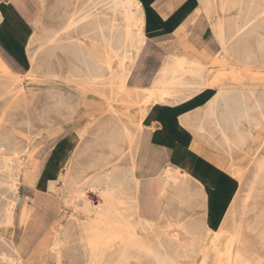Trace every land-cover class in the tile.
I'll list each match as a JSON object with an SVG mask.
<instances>
[{
  "label": "bare ground",
  "instance_id": "obj_1",
  "mask_svg": "<svg viewBox=\"0 0 264 264\" xmlns=\"http://www.w3.org/2000/svg\"><path fill=\"white\" fill-rule=\"evenodd\" d=\"M205 1L209 3L210 0ZM223 3L225 1H222V8ZM239 3L244 5L246 20L236 26L232 25L230 35L227 36L224 32L223 21L215 25L213 33L222 45L225 40L231 38H235L233 39L235 43H242L244 41L241 38L242 33L249 24L258 26L260 22L264 23V0H248L247 5L242 0ZM110 4L113 10H122L124 40L130 46L136 47L144 37L142 32L134 33L131 28L133 22H140L139 16L132 15L131 11L132 8L137 10L140 8L138 1L110 0ZM70 24L71 22H68L67 26ZM126 55L124 52L122 59ZM3 57L7 60L0 52V78H8L10 75L7 73L10 70ZM29 61V71L34 73L32 68L34 53L29 56ZM107 68L110 66L107 65ZM204 68V65L197 61L188 63L183 58H177L175 65L163 70L162 79L149 92L145 101H149L151 97L163 100L165 96L182 90V87L189 86L185 75L188 73V76L198 77ZM11 77L16 78L15 75ZM84 78L89 79L87 84L90 89L95 88L98 80L102 81L100 77L92 75L76 80ZM14 80L10 81L9 78L7 82L0 80V95L9 94V88L17 89L13 91L17 97L0 115L3 122L0 126V191L4 193L3 199L0 200V224L5 227L11 226L10 233L5 229L0 235V264H148L149 258L155 264L176 263L175 255L182 249L176 232H169L176 223L168 220V232H156L154 237L149 238L144 235L145 229L152 224L136 213L137 190L141 177L134 173L132 143L140 123L134 121V116L123 108L118 110L110 106L102 109L92 106V101L86 106L65 105L64 102L67 100L72 101L71 97L60 95L53 96V107L47 106L32 114L24 105L22 112H19L24 103L25 92L14 83ZM216 82L213 81L211 84ZM108 83L109 81L104 82L105 85ZM12 85L13 87H10ZM119 85V89L124 92L123 79ZM236 86L234 94L231 93V88L220 87L212 100V103L223 101L226 107L236 109L233 111L231 108L228 113L235 138L224 136L225 142L230 145L233 144L232 141L242 142L244 130L239 127L242 118L249 125L252 124V119L256 118L247 113L248 108L246 109L244 102L241 101L245 87L240 89L242 84L238 85L239 88ZM106 99L109 102L111 96H106ZM170 109L173 112V108ZM257 109L262 116L264 112L261 111L259 104ZM35 117L45 123L47 137L59 133L63 128L61 123L69 126V132L57 138L40 160L37 158L39 144L34 138L28 137L34 133L32 127ZM141 117L142 112L139 113L138 119ZM17 121L19 123H16ZM76 125H79V129ZM15 127L28 134H18L14 130ZM221 131L225 134L223 130ZM189 150L191 149L188 148L185 152L188 153ZM257 167L258 172H264V161L258 162ZM159 177L162 180L160 187L162 197L167 194V185L179 190L187 186L185 184L187 175L184 172L165 168ZM59 180L62 182L57 186L56 182ZM21 183H26L28 187L25 188L34 195L53 194L54 198H46L43 205L49 218L58 221L60 215L58 229L54 227V223L51 224L53 221L51 219L46 224L37 223L36 200L31 199L27 203V198L20 191ZM87 189L102 193L105 197L104 204L97 207L84 201L82 194ZM52 206L56 208L53 210V216ZM78 207L83 208L82 214ZM65 208H71L72 211L65 212ZM47 209L50 211H46ZM133 213L137 214L136 217L132 216ZM63 216H67L65 223L60 221ZM82 218L85 219L84 222H81ZM5 231L8 234H5ZM17 231L19 237L14 239L12 234H16ZM22 240L24 243H21ZM23 244L30 247L27 255L22 252ZM211 246L214 251H219L213 240ZM193 252L197 253V250ZM234 260L238 263L243 262L241 250L235 252Z\"/></svg>",
  "mask_w": 264,
  "mask_h": 264
},
{
  "label": "rangeland",
  "instance_id": "obj_2",
  "mask_svg": "<svg viewBox=\"0 0 264 264\" xmlns=\"http://www.w3.org/2000/svg\"><path fill=\"white\" fill-rule=\"evenodd\" d=\"M222 1H225L223 8L221 7ZM239 1L241 0H210L206 3L205 0H198V15L207 25L212 26V31L219 21H223L224 32L228 36L232 32V25L236 26L246 20L244 5ZM242 1L248 4V0ZM20 2L30 19L32 32L24 47L6 49L16 57L19 65L12 64L3 57L10 70L7 73L10 75L8 78L10 81L15 79L13 82L25 92L24 103L19 108V112H22L24 105L32 114L47 106L53 107V96L59 95L71 97L72 101L67 100L64 102L65 105L86 106L92 101V106L102 109L111 106L118 110L137 105H134L131 99L126 100L127 95L131 98L126 84L130 82V74L134 71L138 57L144 50L145 39L142 37V41L136 47L130 46L124 40L122 12L113 10L110 0H21ZM68 22H71L69 26H67ZM131 28L134 33L141 32L140 22H133ZM213 34L214 38L218 39L215 33ZM241 38L245 44L243 48L237 50H240L242 60L234 59L232 54L235 52L233 53V49L227 46H230V42L235 38L225 40L224 45L220 43V52L229 60L237 62L241 67L239 71L243 68L245 91L244 95H241L242 99L239 96L238 98L244 102L245 108H248L247 113L256 118L252 119L250 125L242 118L243 126H245L244 141L242 139V142L238 143L231 140L232 145L226 144L231 159L225 163L228 164L230 173L237 179L238 187L230 198L218 226L210 229L201 220L199 197H202L203 193L199 190L192 195L188 191V186L179 190L167 185L166 196H160L162 180L159 176L165 169L159 175L143 177L139 182L136 213L148 219L152 224L146 227L144 235L152 238L156 232H168L167 221L170 219L176 223L169 232H176V238L182 250L179 248L180 251L175 255L176 263L174 264H264V172H258L257 167L258 162L264 161V113L261 116L257 109V104H259L261 111L264 112V23L260 22L258 26L249 24L244 29ZM243 42L240 44L243 45ZM22 50L26 52L28 59L23 57ZM124 52L127 55L122 59ZM33 53L34 73L29 71V56ZM214 60L213 58L212 61ZM107 65L110 66L109 69ZM14 75L19 80L11 77ZM87 75L98 76L102 81L98 80L95 88L90 89L87 84L89 79L76 80ZM8 78L2 77L0 80L7 82ZM122 79L125 85L124 92L119 89V82ZM106 81L109 83L105 85ZM241 81L242 79L238 80V82ZM16 90L9 88V94L0 95V115L17 97L13 93ZM235 90L231 93L234 94ZM106 96H111L109 102ZM1 124L3 122L0 120V126ZM61 124L63 128L59 133L47 137L45 123L35 117L32 127L34 133L29 134L28 137L34 138L39 144L37 151L39 160L48 152L57 138L69 132V126ZM76 126L79 129V125ZM14 130L21 135L28 134L16 127ZM136 130V138L132 143L134 158L141 146V128ZM37 132L40 134H36ZM39 141L41 143H38ZM233 154L236 155L235 159H232ZM132 161L134 173L138 177L139 161L136 159ZM61 182V180L57 181V186ZM25 187L28 185L21 183L20 191L27 198V203L31 199L36 200V219L49 221L51 218L44 211L43 203L46 198H54L53 194L37 193L34 195ZM3 196L4 193L0 191V200ZM82 198L97 207L103 205L105 201L104 195L93 189L84 190ZM157 203L159 206L156 205ZM55 209V206H52V216ZM78 209L81 214L84 212L82 207ZM71 211V208H65V212ZM136 215L132 214L134 217ZM59 216L58 221L51 219L53 220L51 224L54 223L56 229H58ZM67 216L61 218V223H65ZM84 220L82 218L81 222ZM5 229L11 232V226L5 227L0 224V235ZM5 234L8 233L5 231ZM12 235L14 239L19 237L18 231ZM212 240L219 251L212 249ZM21 243L24 241L22 240ZM23 245H21V248L23 246L22 252L27 255L30 247ZM195 250L197 253L193 252ZM237 250H241L243 262L238 263L234 260ZM148 264H155V262L149 258Z\"/></svg>",
  "mask_w": 264,
  "mask_h": 264
},
{
  "label": "crops",
  "instance_id": "obj_3",
  "mask_svg": "<svg viewBox=\"0 0 264 264\" xmlns=\"http://www.w3.org/2000/svg\"><path fill=\"white\" fill-rule=\"evenodd\" d=\"M20 1L0 0V52L15 65L18 64L16 57L5 49L24 47L32 32L30 19ZM137 1L140 8L131 11L140 18L145 46L130 74V82L126 84L131 95V98L127 95L126 100L131 99L137 105L125 109L141 128L140 150L132 159L139 161L141 178L157 176L165 168L184 172L189 193L194 195L198 190L203 193L199 197L201 220L210 229H215L238 183L225 163L231 156L224 140V136L235 138L228 113L231 108L236 109L226 107L223 101L212 103V100L220 87L234 90L235 85L239 88L242 84L240 89H244L243 68L239 71L241 67L237 62L221 54V41L214 38L212 26L198 15V0ZM227 46L235 52L232 54L234 59L242 60L237 49L244 45L234 40ZM22 55L28 59L23 50ZM177 58L188 63L197 61L205 68L198 77L185 75L189 86L163 100L151 97L146 102L149 92L162 79L163 70L175 65ZM239 79L242 81L238 82ZM213 81L217 82L211 84ZM169 107L173 108L174 114ZM140 112L142 117L138 119ZM243 123L242 120L241 130L245 129ZM188 148L191 150L186 153ZM233 155L232 159H235L236 155ZM37 223L47 222L37 219Z\"/></svg>",
  "mask_w": 264,
  "mask_h": 264
}]
</instances>
